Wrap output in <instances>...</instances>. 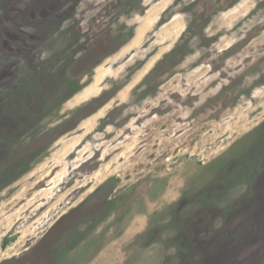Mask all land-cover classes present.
<instances>
[{"label": "rangeland", "instance_id": "374dc122", "mask_svg": "<svg viewBox=\"0 0 264 264\" xmlns=\"http://www.w3.org/2000/svg\"><path fill=\"white\" fill-rule=\"evenodd\" d=\"M0 264H264V0H0Z\"/></svg>", "mask_w": 264, "mask_h": 264}]
</instances>
